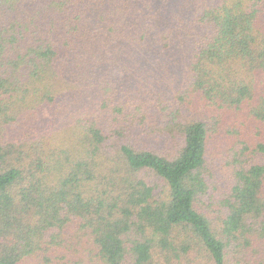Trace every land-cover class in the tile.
<instances>
[{"label": "trees", "instance_id": "obj_1", "mask_svg": "<svg viewBox=\"0 0 264 264\" xmlns=\"http://www.w3.org/2000/svg\"><path fill=\"white\" fill-rule=\"evenodd\" d=\"M0 264H264V0H0Z\"/></svg>", "mask_w": 264, "mask_h": 264}]
</instances>
